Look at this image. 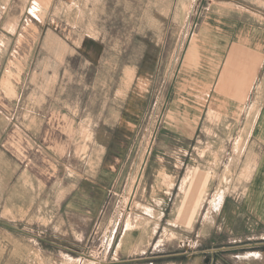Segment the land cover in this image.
Wrapping results in <instances>:
<instances>
[{
    "label": "rangeland",
    "instance_id": "rangeland-1",
    "mask_svg": "<svg viewBox=\"0 0 264 264\" xmlns=\"http://www.w3.org/2000/svg\"><path fill=\"white\" fill-rule=\"evenodd\" d=\"M224 1L0 0V264H224L231 257L213 228L218 212L206 216L219 188L242 192L253 172L242 169L257 154L243 165L241 123H229L238 138L202 139L212 170L194 169L195 137H187L181 169L156 151L164 133L182 141L167 122L179 99L200 105L199 118L205 104L197 129L208 116V130L221 125L209 93L198 90L215 81L220 59L198 45L196 69L184 71V63L210 4ZM131 214L137 218L128 225Z\"/></svg>",
    "mask_w": 264,
    "mask_h": 264
},
{
    "label": "crops",
    "instance_id": "crops-1",
    "mask_svg": "<svg viewBox=\"0 0 264 264\" xmlns=\"http://www.w3.org/2000/svg\"><path fill=\"white\" fill-rule=\"evenodd\" d=\"M215 4V7L210 4L211 7L207 9L199 24L184 63V71L196 69L198 45L210 51V57L220 59L221 67L216 73L215 81L199 83L198 90L201 96L209 93L210 112L218 113L221 125L208 130L211 122V117L208 116L197 129L204 114L205 104L199 118L200 105L186 102L183 106L179 99L168 114L167 122L171 121L176 126L182 141L179 140L176 145L171 135L164 133L157 142L156 151L167 164L181 169L187 154V137H195L199 143V162L194 169L204 172L212 170L215 168L210 167L201 155L202 139L216 137L220 145L227 138H238V130L235 133L234 129H229V123H241V137L246 144L242 157L243 165L251 155L257 154L254 166H251L250 160L242 169H251L253 172L249 174L246 183H243L245 188L242 192L225 195V190L219 188L211 200L206 218H213L218 212L216 219L219 221L213 224V228L218 227V231L226 238L224 244L234 250L224 264H254L252 256L257 261L264 259V247L259 246L264 245V0H226L224 3ZM33 17L37 19L35 15ZM32 20L29 17L22 20L19 18L13 24V32L21 30L23 25ZM9 22L7 20L3 26H8ZM211 64L208 59L205 65L210 69ZM187 83L189 78L183 74L179 79V86L183 88ZM41 148L45 150L44 144ZM188 170L182 188L189 183L192 164L188 166ZM119 211L121 212L117 216L118 220L124 209ZM131 215L132 219L129 217L128 225L137 218L136 214ZM212 232L213 230L210 231ZM250 248L257 250L239 251Z\"/></svg>",
    "mask_w": 264,
    "mask_h": 264
},
{
    "label": "bare ground",
    "instance_id": "bare-ground-1",
    "mask_svg": "<svg viewBox=\"0 0 264 264\" xmlns=\"http://www.w3.org/2000/svg\"><path fill=\"white\" fill-rule=\"evenodd\" d=\"M123 206H124V205H123ZM121 207H122V206H121ZM120 209H123V208H120ZM120 212H121V211H119L118 213H120ZM120 215H121V214H120ZM134 215H135V214H134ZM132 216H133V215H131V217H132ZM119 217H120V216H119ZM129 217H130V216H129ZM131 217H130V218H131ZM133 217H135V216H133ZM130 218H129L128 222L130 221ZM131 219H132V218H131ZM134 219H135V218H134ZM135 220H136V219H135ZM135 220H134V221H135ZM134 221H133V222H134ZM128 222H127V223H128Z\"/></svg>",
    "mask_w": 264,
    "mask_h": 264
}]
</instances>
